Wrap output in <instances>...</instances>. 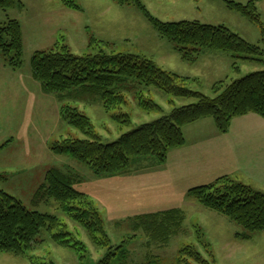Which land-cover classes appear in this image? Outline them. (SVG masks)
Wrapping results in <instances>:
<instances>
[{"label":"rangeland","instance_id":"rangeland-1","mask_svg":"<svg viewBox=\"0 0 264 264\" xmlns=\"http://www.w3.org/2000/svg\"><path fill=\"white\" fill-rule=\"evenodd\" d=\"M16 1L15 6L0 9V26L9 19L19 20L24 39L23 70L14 74L0 53V146L8 140L10 143L0 151V170L8 176L0 178V188L22 200L31 210L59 215L85 246L83 249L79 245L76 250L46 238L28 256L0 252V264H97L110 250L116 252L110 264H176L180 250L187 245L196 246L213 264H264V231L252 233L249 239L236 235L245 230L227 216L199 204L177 186L173 188L168 174L161 171L164 165L156 157L134 158L125 174L96 177L86 164L69 155L53 153L50 144L55 140L87 136L62 119L56 94L45 91L39 81L37 96H32L25 78L29 70L31 73L30 61L35 50L64 43L76 54L96 52L102 47L106 51L146 55L163 69L189 77L193 90L215 96L214 85L220 81L229 83L250 72L264 70V57L262 61L234 59L229 52L205 49L195 62L186 61L174 44L162 37L135 6H121L114 0H71L80 9L70 8L62 0ZM141 1L163 21L198 19L223 23L244 39L264 48L261 26L227 8L226 1ZM256 5L264 22V0H256ZM92 39L95 41L90 46ZM235 61L239 71L233 66ZM140 89L160 104L162 110H142L135 96ZM73 93L76 94L65 102L90 117L104 143L113 142L123 133L170 113L176 106L197 101L196 98L172 96L156 86L140 85L139 89L127 93V103L122 108L108 111L99 97ZM121 112L130 114L129 125L113 117ZM26 125L32 127L31 132L22 136ZM51 168L79 175L80 181L75 186L86 192L100 210L109 245H95L80 225L61 212L54 199L34 201L37 189ZM172 208L181 211L184 222L167 242L153 241L142 229H134L138 216L144 214L139 211L162 212ZM124 241L127 243L117 249ZM31 255L34 259L29 258Z\"/></svg>","mask_w":264,"mask_h":264},{"label":"trees","instance_id":"trees-1","mask_svg":"<svg viewBox=\"0 0 264 264\" xmlns=\"http://www.w3.org/2000/svg\"><path fill=\"white\" fill-rule=\"evenodd\" d=\"M62 1L70 8L80 9L71 0ZM114 1L121 6H135L162 37L174 44L186 61L195 62L205 49L229 52L234 59L262 61L264 57L262 46L249 42L225 24L198 19L163 21L154 16L141 0ZM225 1L230 9L261 26L264 43V22L256 0H249L247 4ZM16 4V0H0V9L7 10ZM94 41L92 39L90 46ZM0 53L9 67L19 69L23 66L24 39L19 20L9 19L0 26ZM30 64L44 90L57 95L62 119L87 136L55 140L50 144V150L86 164L96 176L125 174L137 157H156L163 164L170 149L185 143L184 126L200 119L212 118L218 130L226 133L235 117L255 113L264 118V70L250 72L229 83L220 81L214 85L215 96H209L190 88L189 77L163 69L153 59L138 53H117L99 47L96 52L76 54L67 44L58 43L48 49L35 50ZM233 66L239 71L236 61ZM140 85L156 86L172 96L196 98L197 101L176 106L170 113L125 132L110 143L102 141L87 114L65 102L76 94L73 92L87 93L99 97L110 111L122 108L127 103V93L139 89ZM135 96L142 110H162L161 105L142 89L136 91ZM113 117L125 125L131 123L129 113H115ZM8 143L9 140L0 146V150ZM5 177L7 174L0 173L1 179ZM79 181L76 173L48 169L34 201L54 199L61 212L80 225L95 245L107 246L110 239L100 210L86 192L77 189L75 185ZM188 195L242 227L245 231L236 234L242 238L249 239L252 233L264 231V192L251 185L224 175L209 184L190 188ZM137 219L134 229H142L156 242H167L184 222L177 208L144 213ZM76 237L77 233L68 229L59 215L31 210L22 200L0 188V252L28 256L46 238L61 246L79 250L80 245L84 249L85 242ZM126 243L124 241L117 249ZM180 253L176 264H213L194 245L183 247ZM113 256L116 252L110 250L97 264H110ZM29 258L34 259L32 255Z\"/></svg>","mask_w":264,"mask_h":264},{"label":"crops","instance_id":"crops-1","mask_svg":"<svg viewBox=\"0 0 264 264\" xmlns=\"http://www.w3.org/2000/svg\"><path fill=\"white\" fill-rule=\"evenodd\" d=\"M225 5L227 6L226 3ZM13 70L16 74L23 68ZM25 78L28 88H31L32 96L33 94L37 96L40 84L32 69ZM31 129L32 127L26 125L24 132H21L22 136H27ZM183 131L185 143L170 149L163 163L164 170H161L168 174L167 177L171 180L173 188L177 186L180 191L188 194L192 187L209 184L221 176L228 175L251 185L256 190L258 189L256 185H259L258 190L264 192V189H261L264 187V118L262 116L250 113L235 117L226 133L220 132L214 121L208 118L184 126ZM0 173L6 174L1 170ZM236 174L240 176L244 174V177H236ZM155 211L142 210L139 213Z\"/></svg>","mask_w":264,"mask_h":264}]
</instances>
